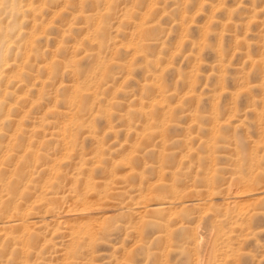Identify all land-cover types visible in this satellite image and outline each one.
Listing matches in <instances>:
<instances>
[{"label": "rangeland", "instance_id": "obj_1", "mask_svg": "<svg viewBox=\"0 0 264 264\" xmlns=\"http://www.w3.org/2000/svg\"><path fill=\"white\" fill-rule=\"evenodd\" d=\"M0 264H264V0H0Z\"/></svg>", "mask_w": 264, "mask_h": 264}, {"label": "bare ground", "instance_id": "obj_2", "mask_svg": "<svg viewBox=\"0 0 264 264\" xmlns=\"http://www.w3.org/2000/svg\"><path fill=\"white\" fill-rule=\"evenodd\" d=\"M155 206V205H154ZM160 207V206H159ZM161 208V207H160ZM163 208V207H162Z\"/></svg>", "mask_w": 264, "mask_h": 264}]
</instances>
